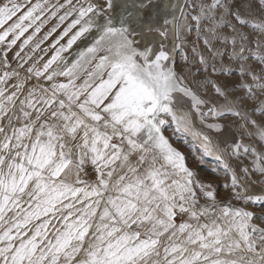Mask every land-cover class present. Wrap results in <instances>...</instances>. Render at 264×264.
I'll use <instances>...</instances> for the list:
<instances>
[{"label":"snow or ice","instance_id":"1","mask_svg":"<svg viewBox=\"0 0 264 264\" xmlns=\"http://www.w3.org/2000/svg\"><path fill=\"white\" fill-rule=\"evenodd\" d=\"M172 8L158 0H0V44L11 48L33 30L21 51L48 22L45 16L57 23L44 41L74 17L42 68L27 69L48 86L26 87L29 78L10 92L0 86V264H264V227L253 223L254 213L218 200L212 183L195 179L164 134L165 126L178 134L201 163L214 159L212 171L230 177L223 187L231 188V199L264 207V189L248 194L242 183L249 169L238 177L223 153L251 151L252 170L262 178L264 154L240 143L222 148L192 119L194 111L201 125L221 132V124H205L208 114L240 117L241 127L251 124L264 140V120L234 106L264 97V68L257 75L255 67L240 64L241 78L251 76L242 85L244 98H230L215 83L216 99L201 98L168 63L169 53L152 46L174 23ZM202 18L218 42L231 38L230 59L264 65V0H208L192 17L198 26ZM82 39L84 47L66 59ZM13 75L5 72L0 85ZM180 97L190 100V110ZM259 112L264 117V99ZM255 218L264 223V213Z\"/></svg>","mask_w":264,"mask_h":264},{"label":"rangeland","instance_id":"2","mask_svg":"<svg viewBox=\"0 0 264 264\" xmlns=\"http://www.w3.org/2000/svg\"><path fill=\"white\" fill-rule=\"evenodd\" d=\"M32 1L33 3L36 2V0ZM50 2L55 3L56 0H50ZM60 2L63 3L64 0H60ZM73 2L77 3V0H73ZM94 2L96 4H101L103 0H94ZM158 2L161 7H163L165 3L173 5V8L169 11H175V21L168 25L166 30L167 35L159 37L154 41L152 46L169 53L171 59L168 63L176 69L178 76L183 79L184 84L206 100L209 98L216 99L215 90L212 87L213 83L226 88L230 98L246 97V89L242 85L245 83L250 84L251 76L249 75L241 78L239 74L240 64L244 63L249 68L255 67L257 75L261 74L260 68H264V65H260L259 62L254 64L251 59L246 61L230 59V55L233 51L231 38H229L226 45L218 42L215 37L211 36L206 31L209 27V23L204 18L201 19V23L198 26L196 21L192 19L193 16L200 15V9L198 7L185 5L184 0H158ZM79 3H85V0H79ZM167 18L169 21L174 20L171 14H169ZM197 27H199L200 31H197ZM244 31L247 32L249 29H245ZM205 38L210 40L209 45H205ZM250 47L255 49V44H252ZM78 48L79 46L74 47L73 57H75L78 52ZM244 55L247 56L248 53L246 52ZM201 57L205 60L204 64L200 62ZM70 58L68 59L71 60ZM213 66H215V72H213ZM221 69L224 71L222 72ZM5 72L9 74H18L13 75L12 78L7 81L6 85H0L6 87L9 92L14 90L12 86L17 80H25V78H29L26 87H31L37 83L42 85V83L37 81L30 74L17 70L15 67L11 69L8 68V70L0 69V77H3ZM61 80L66 82V78L64 77H61ZM261 99H264V97L256 100L243 99L242 102L237 100L234 106L237 110L241 111L242 114L247 113L250 119L259 123L264 120V117H262L259 112ZM220 100L222 101V98H220ZM180 105L187 111L190 110L191 102L185 97H180ZM211 106L213 105L211 101H209V103L202 108V111L207 113L208 108ZM253 109H255V112H253ZM192 119L197 129L205 131L214 138H219L222 142V148L225 142L229 145L240 143L248 146L250 150L254 149L257 154H264V140H261V138L255 134V130L251 124L246 127H241L244 121L240 119V117L228 116L225 119L216 118L208 114L204 118L205 124H221L223 126L221 132L207 129L201 125L194 111L192 112ZM164 134L169 138L173 147L177 148L185 155L187 166L195 173L196 180L211 182L212 190L217 193L218 200L224 202L231 200V204L235 207L252 211L254 213L253 223L260 227H264V223H262L260 219L255 218L264 213V207H261L260 204L253 205L251 203H245L243 200L231 199V188L223 187L225 183L230 184V177L224 175L223 169L217 168L215 172L212 171L217 164L214 159L208 158L201 163L198 159L199 152L194 151L190 144L186 145L182 139L178 138V134L173 135V132L171 129L167 128V126H165ZM188 139L191 142L193 138L189 136ZM195 143L199 146L200 141L196 140ZM231 152L232 148H228L223 155L229 167L237 173L238 177L244 176V173L241 171L242 168L247 167L249 169L247 179L242 180V183L246 186H250L248 194H261L262 189H264V178H262L259 173L252 170L254 167L253 161L255 160L252 152L250 151L248 154H243V150L241 149V155L239 157L231 155ZM86 170L89 174H92L91 165H88ZM256 181H259V183H255ZM203 203H205V200L202 198L201 204Z\"/></svg>","mask_w":264,"mask_h":264},{"label":"crops","instance_id":"3","mask_svg":"<svg viewBox=\"0 0 264 264\" xmlns=\"http://www.w3.org/2000/svg\"><path fill=\"white\" fill-rule=\"evenodd\" d=\"M23 2V0H21ZM33 2V1H32ZM62 14V12H61ZM74 17H70L68 21H65L63 25H61L55 33H53L48 40L44 41L43 37L48 32L54 25H56L57 20L52 19L49 20L47 16H45V20L48 22L42 27L41 31L39 34L35 36V38L29 43L27 46L23 47V50L21 51V45L23 44V40L30 34H32V29L29 30L28 33H25L24 37H21L20 40L17 41V43L12 46L11 48L7 47V44H0V69H6L8 70L11 69L12 67H15L17 70H21L25 72L26 74H30L27 72V69L30 67H35L37 69L42 68L43 64L50 59V57L53 55L55 49L50 47L54 41L58 38V36L61 33V30L63 31V28L67 26L68 23L71 22V19ZM11 23V22H9ZM7 27V25H5ZM47 29V31H46ZM0 31H3V29H0ZM9 40L11 37L8 38ZM66 39L61 41V44H64L66 42ZM39 43L40 47L39 49L33 51L35 48L36 44ZM86 41L83 39L81 41H78L76 45L73 46L71 50L66 54L64 53V56L66 59L71 58L73 59V50L74 47L79 46L78 51L84 47ZM59 47V45H57ZM5 53L7 55H5ZM17 53H19V56H17ZM30 57V60H29ZM55 67V65H54ZM32 77H34L36 80L37 78L33 75L30 74ZM39 82L42 83L44 86H48L49 82L46 81L44 77L39 78ZM58 82H65L61 80V77L58 78Z\"/></svg>","mask_w":264,"mask_h":264},{"label":"built area","instance_id":"4","mask_svg":"<svg viewBox=\"0 0 264 264\" xmlns=\"http://www.w3.org/2000/svg\"><path fill=\"white\" fill-rule=\"evenodd\" d=\"M206 2H208V0H184L185 5H192L193 7H198L199 9L200 5Z\"/></svg>","mask_w":264,"mask_h":264}]
</instances>
